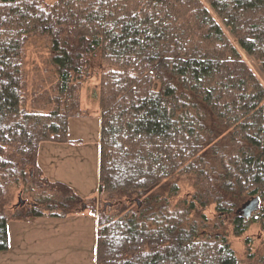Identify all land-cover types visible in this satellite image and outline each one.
Here are the masks:
<instances>
[{"label":"trees","instance_id":"1","mask_svg":"<svg viewBox=\"0 0 264 264\" xmlns=\"http://www.w3.org/2000/svg\"><path fill=\"white\" fill-rule=\"evenodd\" d=\"M205 2L212 12L201 0H0V253L9 220L96 211L47 180L37 156L69 143L81 87L98 76L95 264H264L250 252L240 263L221 231L248 198L259 212L235 214L233 235L264 222V87L241 55L264 75V0ZM180 177L193 193L172 210ZM19 186L37 197L9 214Z\"/></svg>","mask_w":264,"mask_h":264},{"label":"rangeland","instance_id":"2","mask_svg":"<svg viewBox=\"0 0 264 264\" xmlns=\"http://www.w3.org/2000/svg\"><path fill=\"white\" fill-rule=\"evenodd\" d=\"M201 1L209 9L207 2ZM209 11L211 10L209 9ZM44 47V41H40L37 47L30 46L28 48L26 60L28 67L26 70L30 81L33 77L31 73L32 63L40 67L42 61L47 57V51ZM241 55L264 87V75L260 66L242 52ZM95 65L97 67V62ZM97 77L81 87L79 101L82 115L68 121L67 139L69 143L62 145L42 144L37 156L38 167L47 180L68 186L75 196L87 206H91V203L94 202L96 211L88 208L82 213L67 218L47 217L54 219L51 221L53 223L52 229L47 231L51 235L49 240L43 239L41 229L44 227L43 221L39 219L31 222L9 220L7 225L8 249L6 252L0 253V264H13V260L19 254L27 252H29L28 259L31 264H45L44 249L51 254L48 264L96 263V212H99L101 208L104 209L103 200L99 196L98 184L100 110L98 101L94 97L99 90V77ZM177 181L179 191L178 195L171 200L172 210L193 193V177H180ZM5 196H9V205L6 206V211L9 214L14 212L20 198L32 203L33 199L37 197L35 193L29 194L21 186L9 189ZM251 201L250 198L246 199L238 209L230 214L229 218L222 221L223 228L221 231L227 236L231 249L240 263H247L250 260L248 259V252H250V256H254L255 260L264 257V222L260 221V217L257 222L250 224L240 237L233 235L230 225L231 219L236 215L240 216L238 212ZM260 207L259 203L258 210L251 216L255 217ZM131 209L134 210L133 207ZM204 214L210 224L217 218L213 206L206 209ZM76 215H83L88 220L84 224H78L79 221L75 220ZM109 215L114 216L117 213L111 211Z\"/></svg>","mask_w":264,"mask_h":264},{"label":"crops","instance_id":"3","mask_svg":"<svg viewBox=\"0 0 264 264\" xmlns=\"http://www.w3.org/2000/svg\"><path fill=\"white\" fill-rule=\"evenodd\" d=\"M39 220L44 222V227L41 228L42 229L43 239L44 240L51 239V235H49L47 233V231L52 229L51 225L53 223L51 221H54V219H49L47 217H43V218H41ZM75 220L79 221L78 224H84L86 222V220H88V218L83 216V215H76L75 216ZM37 228H38V230H40L39 227H37ZM46 249L48 250L49 248L47 247ZM43 253L45 255V264H48V262L50 261V255L51 254L48 253L45 249H44ZM28 254H29V252L24 253V254H19L18 257L13 260V264H31L29 259H28ZM39 255H41L40 252H39ZM82 263H83V261H82ZM39 264H41V263H39Z\"/></svg>","mask_w":264,"mask_h":264},{"label":"water","instance_id":"4","mask_svg":"<svg viewBox=\"0 0 264 264\" xmlns=\"http://www.w3.org/2000/svg\"><path fill=\"white\" fill-rule=\"evenodd\" d=\"M259 208V201L257 199H253L250 204H245L243 209H241L238 214L242 216L245 220H249L252 213L256 212Z\"/></svg>","mask_w":264,"mask_h":264}]
</instances>
